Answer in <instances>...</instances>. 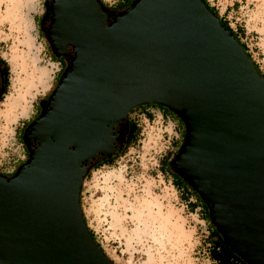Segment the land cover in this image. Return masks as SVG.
<instances>
[{
    "label": "water",
    "instance_id": "95a60500",
    "mask_svg": "<svg viewBox=\"0 0 264 264\" xmlns=\"http://www.w3.org/2000/svg\"><path fill=\"white\" fill-rule=\"evenodd\" d=\"M44 8L40 31L65 66L25 128L26 160L0 174V264H112L84 225L80 185L141 105L182 121L170 169L206 205L229 251L264 264V78L230 32L200 0Z\"/></svg>",
    "mask_w": 264,
    "mask_h": 264
},
{
    "label": "rangeland",
    "instance_id": "374dc122",
    "mask_svg": "<svg viewBox=\"0 0 264 264\" xmlns=\"http://www.w3.org/2000/svg\"><path fill=\"white\" fill-rule=\"evenodd\" d=\"M45 1L0 0V58L8 66L0 101V174L7 177L26 159L18 135L22 124L37 116L36 105L48 97L64 68L39 28ZM132 1L103 3L119 12ZM206 1L242 33L239 41L264 77V0ZM134 113L128 116L137 125L133 142L111 163L89 169L80 185L86 229L112 264H216L209 257L208 217L200 205L189 210L171 183L169 166H161L178 151L184 126L175 119L161 122L159 114L139 121ZM193 201L191 196L187 202Z\"/></svg>",
    "mask_w": 264,
    "mask_h": 264
},
{
    "label": "trees",
    "instance_id": "16d2710c",
    "mask_svg": "<svg viewBox=\"0 0 264 264\" xmlns=\"http://www.w3.org/2000/svg\"><path fill=\"white\" fill-rule=\"evenodd\" d=\"M99 2H101L102 5L104 7H106V5L103 3V0H99ZM200 2L206 7V9L210 13H212L217 18L219 24L224 29H226L228 32H230V34L234 37L236 42L242 48L243 52L250 59V56L246 52L245 46L243 45V43H241L239 41V37L241 36L242 33L241 32L237 33V31H233L229 27L228 23L222 17L218 16V13L216 12V10L213 7L209 6V4L206 0H200ZM50 54L57 62H60L56 57H54V55L51 53V51H50ZM251 62L254 65V67L256 68L257 72L262 76L261 72L259 71V69L255 65V63L252 60H251ZM0 73H1V77H2V93L0 94V101H1L3 96L6 94L7 77H8V66H7L6 62L1 58H0ZM132 111L133 112L136 111V114H143L147 119H150L155 114H159L164 120H166L168 122L174 121V119H175V121L178 125H180V126L183 125L182 121L176 115H174L172 112H170L169 110H167L166 108H163L161 106L141 105V106L135 107L134 109L130 110L127 114L126 126L123 125L122 130H121V126H119V129L121 131L117 130L118 135H119V139H118L119 145L117 146L115 152H112L110 157H97L94 160V162L92 163V166L90 168L91 170L94 168H97L98 166L111 163L114 160V158L119 157L128 148V146L133 142V140L135 139V136L137 134V125L134 121L130 120L128 117ZM171 114H173L174 116H172ZM134 115H135V113H134ZM121 136L123 139L122 145H121ZM161 166L163 168L168 167L169 163H167L166 160L164 159L161 161ZM163 170H165V169H163ZM169 170H171L170 167H169ZM13 173H14V171L12 170L10 172V174L12 175ZM171 175H172L171 176L172 185L177 190L181 191L180 195H181L183 201H185L189 205V210L191 211L197 205H200V209L202 210L203 215L206 218L207 217L206 205L195 194V192L191 189V187H189L182 180V178L179 175L178 176L174 175V174H172V172H171ZM191 196L194 197V201L192 203H189L187 201H188V198ZM208 224H209V222H208ZM88 233H89L91 239L93 240L91 233L89 231H88ZM206 238H207V240L209 242V246H210L209 257L213 261H215L216 264H242L243 261L240 260L237 256H235L233 253H231L229 251V249L223 243L221 236L218 234V232L216 231V229L213 226H211V229L208 230ZM97 247L99 248L98 245H97ZM99 250L101 251L100 248H99Z\"/></svg>",
    "mask_w": 264,
    "mask_h": 264
},
{
    "label": "flooded vegetation",
    "instance_id": "af4514ba",
    "mask_svg": "<svg viewBox=\"0 0 264 264\" xmlns=\"http://www.w3.org/2000/svg\"><path fill=\"white\" fill-rule=\"evenodd\" d=\"M60 62L59 63H62L64 66H65V60L64 59H62V58H57ZM45 99L47 98V97H44ZM44 99V100H45ZM36 110H37V112L35 113V114H37L38 115V113H39V111H40V106L38 105H36ZM172 116H174L173 114H171ZM30 121V120H29ZM28 121V122H29ZM28 122L27 123H25V124H22V127H21V131L19 132V136H20V139H21V145H22V147H23V149L26 151V153H27V148L25 147V145L23 144V141H22V136H23V134H24V131H25V128H26V126H27V124H28ZM119 131V130H118ZM117 144L119 145V141H117ZM117 145V146H118ZM116 150V149H115ZM115 150L113 151V152H115ZM26 158H27V155H26ZM26 160V159H25ZM171 172H172V174H174V175H177L178 176V174H176V173H174L172 170H170Z\"/></svg>",
    "mask_w": 264,
    "mask_h": 264
},
{
    "label": "built area",
    "instance_id": "2783aa9c",
    "mask_svg": "<svg viewBox=\"0 0 264 264\" xmlns=\"http://www.w3.org/2000/svg\"><path fill=\"white\" fill-rule=\"evenodd\" d=\"M233 31H235L234 29H232ZM241 40V39H240ZM243 42V40H241V43ZM243 45L246 47V45H245V43H243ZM144 117L145 118V116L143 115V114H136L135 113V118H137L139 121L142 119V118ZM140 118V119H139ZM143 118V119H144ZM159 118L161 119V122H163V118L159 115ZM146 119V118H145ZM144 119V120H145Z\"/></svg>",
    "mask_w": 264,
    "mask_h": 264
},
{
    "label": "bare ground",
    "instance_id": "6f19581e",
    "mask_svg": "<svg viewBox=\"0 0 264 264\" xmlns=\"http://www.w3.org/2000/svg\"><path fill=\"white\" fill-rule=\"evenodd\" d=\"M68 52H70V50H69ZM70 53H71V52H70Z\"/></svg>",
    "mask_w": 264,
    "mask_h": 264
}]
</instances>
